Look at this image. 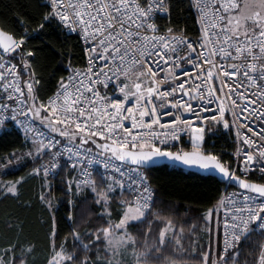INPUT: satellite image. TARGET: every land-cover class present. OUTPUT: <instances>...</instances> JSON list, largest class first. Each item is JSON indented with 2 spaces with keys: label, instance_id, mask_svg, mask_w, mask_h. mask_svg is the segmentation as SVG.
Instances as JSON below:
<instances>
[{
  "label": "snow or ice",
  "instance_id": "6c2138e0",
  "mask_svg": "<svg viewBox=\"0 0 264 264\" xmlns=\"http://www.w3.org/2000/svg\"><path fill=\"white\" fill-rule=\"evenodd\" d=\"M20 7L0 18V138L20 142L0 153V200L48 216L43 264H264V0H186L180 20L174 0ZM45 54L63 75L45 78ZM159 167L217 194L177 223ZM5 226L0 264H36L27 221Z\"/></svg>",
  "mask_w": 264,
  "mask_h": 264
},
{
  "label": "trees",
  "instance_id": "16d2710c",
  "mask_svg": "<svg viewBox=\"0 0 264 264\" xmlns=\"http://www.w3.org/2000/svg\"><path fill=\"white\" fill-rule=\"evenodd\" d=\"M36 2L37 0H0V18L7 17L10 23L14 22L16 16L23 18L24 9L20 5L30 3L33 8L29 10L34 11ZM174 3L176 5L174 17L178 20L186 17V0H174ZM45 39H50L57 50H64V41L59 37L52 36L45 37ZM40 43V41H34L36 45H40ZM67 47L75 51V40H68ZM38 63L44 66V75L49 81L64 74L60 70L59 56L53 57L45 54L41 56ZM223 143L224 140H217L218 145ZM13 147L20 148V142L15 135L0 138V153L10 151ZM26 172L27 169L16 173V175H25ZM195 173L197 172L185 170L181 167L176 169L159 167L154 169L149 177L161 200L166 202L161 204L160 207L167 212L169 204L173 205L174 212L179 214L173 215L172 218L180 224L195 215V213L186 212V209L203 207L217 194L214 182L204 180ZM38 184V181H29L22 190V200L33 198ZM84 207L87 208V205ZM17 216L27 221L28 227L25 235L37 246L36 264H43L48 244V216L43 214L39 208L25 209L15 200H0V247H3L9 239L13 238L12 233L5 226V221ZM58 227H62V225H58Z\"/></svg>",
  "mask_w": 264,
  "mask_h": 264
},
{
  "label": "water",
  "instance_id": "95a60500",
  "mask_svg": "<svg viewBox=\"0 0 264 264\" xmlns=\"http://www.w3.org/2000/svg\"><path fill=\"white\" fill-rule=\"evenodd\" d=\"M181 168H183V169H185V170H189V171H194V172H197L198 170H196V169H188V168H184V167H181Z\"/></svg>",
  "mask_w": 264,
  "mask_h": 264
}]
</instances>
